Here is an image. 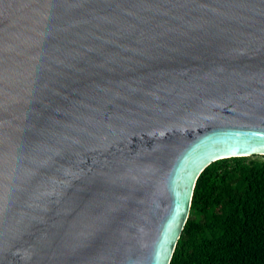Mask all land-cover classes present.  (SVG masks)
Returning <instances> with one entry per match:
<instances>
[{"label":"water","instance_id":"1","mask_svg":"<svg viewBox=\"0 0 264 264\" xmlns=\"http://www.w3.org/2000/svg\"><path fill=\"white\" fill-rule=\"evenodd\" d=\"M256 155L264 0H0V264H169Z\"/></svg>","mask_w":264,"mask_h":264},{"label":"trees","instance_id":"2","mask_svg":"<svg viewBox=\"0 0 264 264\" xmlns=\"http://www.w3.org/2000/svg\"><path fill=\"white\" fill-rule=\"evenodd\" d=\"M254 157L199 174L169 264H264V160Z\"/></svg>","mask_w":264,"mask_h":264},{"label":"rangeland","instance_id":"3","mask_svg":"<svg viewBox=\"0 0 264 264\" xmlns=\"http://www.w3.org/2000/svg\"><path fill=\"white\" fill-rule=\"evenodd\" d=\"M254 159H261V160H264V157L263 156H260V155H256L255 157H254ZM190 212V211H189ZM188 216H189V214H188Z\"/></svg>","mask_w":264,"mask_h":264}]
</instances>
